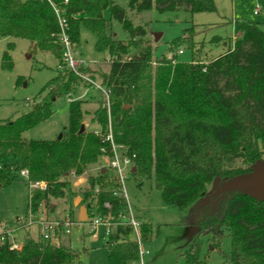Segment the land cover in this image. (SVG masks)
<instances>
[{"label": "trees", "instance_id": "obj_1", "mask_svg": "<svg viewBox=\"0 0 264 264\" xmlns=\"http://www.w3.org/2000/svg\"><path fill=\"white\" fill-rule=\"evenodd\" d=\"M51 1L65 9L74 46L80 43L85 26L97 36L96 50L109 54L110 69L101 75L109 91V109L104 99L99 101L92 122L105 133L111 125L114 144L132 157L136 168L132 174L153 180L166 206L190 208V219L201 231H214L213 247L228 232V264H264V201L241 189L221 190L227 180L250 172L258 160H264V30L251 20L236 19V40L233 44L231 39L225 41L226 49L217 57L201 61L195 54L191 62H180L175 54L157 59L154 66L153 48L139 47L136 40L146 35L145 27L133 24L127 9L115 0ZM154 6L162 12L216 11L214 0H128V7L138 12ZM112 20L128 32L127 41L114 37ZM59 32L49 0H0V38L28 39L35 47L52 52L60 65L64 57ZM3 63L12 68L8 51ZM81 77L73 70L63 76L58 69L26 113L0 120V186L14 178L6 166L8 158L15 160L17 170L28 171V185L46 183L44 189H30L28 214L38 215L40 206L48 205L51 198L72 194L70 174L79 177L102 156L112 155L110 141L94 131L81 130L87 113L80 100L70 102V123L62 138L23 139L25 131L52 116L54 100L67 96ZM214 180L219 184L209 191ZM120 189V181L106 172L91 175L79 205L86 207L89 220L101 214L117 221L128 209ZM21 221L7 223L13 226ZM25 230L21 250L2 246L0 264H82L79 251L35 238ZM140 232L142 243L151 241L149 222H141ZM133 233L132 226L118 225L109 236L110 264L140 259L139 242L130 239ZM185 258L186 264H208L200 258L198 243L188 246Z\"/></svg>", "mask_w": 264, "mask_h": 264}, {"label": "rangeland", "instance_id": "obj_2", "mask_svg": "<svg viewBox=\"0 0 264 264\" xmlns=\"http://www.w3.org/2000/svg\"><path fill=\"white\" fill-rule=\"evenodd\" d=\"M115 1L127 9L128 18L133 24L145 27L146 35L136 40L139 47L149 45L153 48L154 66L157 59L171 58L175 54L180 62H191L195 54L201 61L213 59L224 52L225 40L230 42L229 37L234 35L232 19L241 17L260 21L263 13L255 14V1L264 10V0H214L215 12L194 14L183 8L162 12L156 6L138 12L128 7V0ZM105 15L109 17L108 12ZM111 31L116 39H129L128 32L116 20L111 21ZM155 34H159L158 38ZM218 37L223 39L216 41L215 38ZM96 42V34L82 26L80 43L74 46L73 51L76 58L86 64L77 69L82 77L73 83L69 94H72L73 100L82 102V109L87 113L83 119L86 130L104 132L98 123L92 122L93 112L99 107V101L104 99L103 90L90 85L88 78H92L102 87L101 75L109 71L111 62L107 52L96 50ZM10 43L14 45L12 49L8 47ZM179 50H183V53L179 54ZM6 51L11 57L12 68L4 66L3 55ZM134 51L138 52V49L132 50L131 54ZM81 68H89L91 72H85ZM58 69L63 76L70 71L65 61L59 65V59L52 52L35 47L28 39L1 37L0 120L16 119L26 113L35 104V98L43 87L57 76ZM69 94L57 97L54 100L52 116L25 131L23 139L55 140L60 134L63 136L70 123ZM81 95L84 97L78 99ZM109 160V156H102L83 175L76 177L70 174L67 180L71 182L72 194L63 199L51 198L48 205H41L38 215L33 217L28 214L30 185L27 178L16 169L15 160L8 158L6 166L14 178L9 184L0 186V219L4 225L9 226L7 222H16L17 218H22L19 225L9 226L13 228L26 225L17 232V241L22 244L27 233L25 229H28L33 237H41L40 220L63 222L70 218L74 221L71 233L61 234L59 245L79 251L82 264H110L106 226L99 224L96 231L92 232V223L79 220L81 205L78 201L81 192L88 188L89 176L105 172L108 177L114 176L108 167ZM133 167L134 164L126 170V179L120 190L127 198L132 214L141 222L151 224L153 236L151 241L141 243L140 259L128 264H186L187 248L195 243L200 247V258L205 259L208 264H228L227 255L231 245L228 232L218 238V247H213L214 231H201L190 219V208L180 210L166 206L161 191L155 187L153 180L132 174ZM218 184V181L214 180L208 187L209 191L215 189ZM130 239L136 240V233H133Z\"/></svg>", "mask_w": 264, "mask_h": 264}, {"label": "built area", "instance_id": "obj_3", "mask_svg": "<svg viewBox=\"0 0 264 264\" xmlns=\"http://www.w3.org/2000/svg\"><path fill=\"white\" fill-rule=\"evenodd\" d=\"M52 6L54 7L56 16L58 18V22L60 25V32L57 35L58 41L63 48V57L64 61L66 62L67 67L74 72H78L77 69L86 64L84 61L79 60L76 58L74 54V45L70 39V36L67 32V22L64 18L65 9L61 6L54 4L51 0H49ZM68 0H65L67 3ZM255 14L260 12L259 5L255 8ZM183 53V50H179V54ZM90 85L97 86V88L103 90L104 100L106 102V106L109 109V91L106 87L97 85L92 78H88ZM84 95H81L78 99L83 98ZM70 101H74L72 99V94H69ZM77 100V99H76ZM97 135H100L105 138V140L110 141L112 143V155H108L110 157L108 167L113 171V175L117 178L120 183L122 184L126 179V170L132 168L133 160L132 157L124 154L123 147L117 146L113 142V136L111 132V125L108 126V131L105 133L101 130L94 131ZM22 175H24L28 180V171L23 169L20 171ZM44 189L46 187V183L44 182H35L30 184V189L33 188ZM98 191V189H96ZM34 217L33 214H30ZM102 216L101 214H96L93 216L89 221L92 223V232L96 231V228L99 224H103L106 226L107 236H110L112 233L116 232V228L118 225H130L134 228V233L137 235V241L140 245V254L142 253L141 250V232H140V225L141 221L132 214V212L127 209V211L119 216L118 221H112V217ZM94 219V220H93ZM39 224L42 225L41 229V237L44 239L50 240L53 244L59 246L60 235L61 234H70L72 224L74 221L72 219L67 218L63 222H44V220H40ZM23 227H11L4 225L3 222H0V251L2 246L7 245L9 250H21L23 247V243H19L17 241V232L18 230H22Z\"/></svg>", "mask_w": 264, "mask_h": 264}, {"label": "water", "instance_id": "obj_4", "mask_svg": "<svg viewBox=\"0 0 264 264\" xmlns=\"http://www.w3.org/2000/svg\"><path fill=\"white\" fill-rule=\"evenodd\" d=\"M158 35L159 34H155L157 38ZM84 129L85 126L82 125L81 130L83 131ZM58 138H62V134H60ZM135 170L136 168L133 167V171ZM229 189H241L259 202L264 201V160H258L250 172L239 174L227 180L221 186V190ZM79 220L81 222H87L89 220L88 211L84 206L80 208Z\"/></svg>", "mask_w": 264, "mask_h": 264}, {"label": "crops", "instance_id": "obj_5", "mask_svg": "<svg viewBox=\"0 0 264 264\" xmlns=\"http://www.w3.org/2000/svg\"><path fill=\"white\" fill-rule=\"evenodd\" d=\"M255 3V5H254V11H255V8H256V6L257 5H259V3L257 2V1H255L254 2ZM260 7V6H259ZM236 13V12H235ZM261 13H263L262 15H261V20L260 21H253V22H255V23H257L263 30H264V10L260 7V12L258 13V15L259 14H261ZM236 19H240V20H248V19H245V18H241V17H239V18H234V19H232L231 20V23H232V25H233V29H234V22H235V20ZM230 39H232V44L235 42V40H236V34H235V31H234V35L232 36V37H229ZM223 39V38H222ZM226 41V40H225ZM225 51V50H224ZM217 57V56H216ZM215 58V57H214ZM54 208V206L52 207V209Z\"/></svg>", "mask_w": 264, "mask_h": 264}]
</instances>
